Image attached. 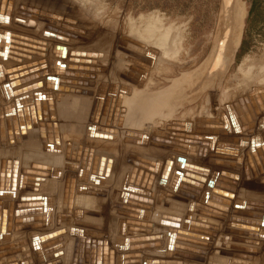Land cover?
Here are the masks:
<instances>
[{
    "label": "bare ground",
    "instance_id": "bare-ground-1",
    "mask_svg": "<svg viewBox=\"0 0 264 264\" xmlns=\"http://www.w3.org/2000/svg\"><path fill=\"white\" fill-rule=\"evenodd\" d=\"M80 1H85V3H87L86 0ZM7 2L8 0H3L0 11V23H8L7 20L9 18H7L6 16L10 17L12 13L14 0H9L8 7ZM6 13L7 15L4 16ZM246 15L247 10L245 8V5H243L240 0H238L235 18L236 29L242 28V23ZM59 16L65 19L58 18ZM82 18L85 19L83 16ZM11 19L13 18L11 17ZM14 19H16L14 23L17 26L30 30L33 29V31L35 29L37 31L43 28L47 37L63 42H70V38H75V33L79 32L78 30H85L83 24L81 22H78V19L76 20V18L71 17L68 14L65 15L64 13H58L41 7L35 1H33L32 4L29 1L19 3L17 15H15ZM73 21H76L77 24H72L71 22ZM59 23H62V25H60ZM70 26L77 31H70ZM67 27L69 28L67 29ZM71 33L72 35H70ZM81 33L85 34V32L83 31H81ZM122 39L124 38L122 37ZM172 39L173 37L171 36V34L163 35L162 40L165 48L169 46V44H171ZM5 52L8 53L7 51ZM128 52L130 53L129 50H125V53ZM134 54L135 53H133L132 55ZM39 63L40 62H35L33 64L21 67L20 70L25 69V72H22L19 75L17 74L15 76H12L11 79L13 80V84L16 83V86H20L40 79L44 75L42 73L43 70L47 68L45 64L42 65L44 66V68L40 67L38 71L30 72L31 70L37 68ZM148 63H150V61ZM207 65L204 67H200V69L197 71L183 74L186 79H198L197 84L195 85V89L201 83V78L205 73ZM75 67L82 68L83 66L78 67L69 65L67 68L68 71L64 73L62 79H59V85H55L56 82L51 80L50 86L53 87V91L50 90L51 93H47V96H45L46 98H42V94L37 96L35 94L37 92L28 94L27 97H29V95H33L32 97H34L33 99H35L36 101H33L32 99L31 100L35 102V104L33 103L34 105H30L29 107L26 106V108L24 106L25 109L22 107V110L25 113H20L22 117L18 115L17 119H14V124H12V127L11 125H9L11 129L8 127L10 129V132L13 131V133H15L14 136L16 138L13 137L17 141V147L16 145V148L13 147L14 149H16L15 152L23 154L26 149H30V151H32V155H29L28 157L22 156V158H25V161H23L22 169L26 173L24 177L27 176V179L29 181V189H31V183L33 182V178L35 175L39 177H47V181L51 182V188H53L52 191H57L56 194H58L59 199L57 197L55 198L50 196V198H48L49 200L46 199L45 204L43 205L38 204L39 201L35 199H28L26 200V202L32 203L33 205L27 206L26 202L24 205H22L18 204L19 201L11 199L3 206V208L0 206V243L4 242L2 238L6 237L5 234H10L13 237V242L11 243H13L16 249L19 250V253H22V251H24L22 250L23 247L18 246L17 244L19 243L16 244V242L19 238H23L24 235H32L33 237H31V243L33 244L34 248L37 247L43 254L47 252H49V254L51 252L54 253V256H48L47 258L49 264H120V257L123 254L133 255L134 257L130 256L134 259H132L133 264H139L140 262L141 264H183L180 261H175L174 258L182 256L188 258L190 257V253H192L193 255H209V257L212 258L214 264H236L238 263L236 262L238 259L247 261L249 260V264H254L255 261L253 263V260L251 258L252 255L243 253V255H238L237 253H235L236 251L235 249H233V247L225 248L222 246L224 244L231 245L230 240H232L243 243L246 242V244H261L259 250L264 248V225L262 227L263 229H261L259 224L246 222L242 223L239 222L240 220H233L236 206L239 208L238 211L242 215L264 218L263 197L260 198L257 193L255 194L249 191L250 186L252 187L255 182L264 179V90L261 87L260 83H258L257 85V82H254L255 85L252 83L253 85L249 86L246 91H241V93H238V95H236L235 97H231L228 103H226L225 100L226 104L222 106L224 110L223 113H216L215 115L213 113H206L207 115H205L204 113L195 115L193 117V128L191 130L179 131L178 129H174L172 131V137L164 136L161 134L151 135L150 141L148 143L150 144V147L152 146L154 147V149L157 148V150H160L159 153H162V155H169V157L174 158H171V160L167 159L168 161L164 164V166L162 165V160L160 158L161 155H156L158 154V152L152 153L154 152V150H142L140 149L139 144V149H136V152L132 150L135 152L133 153L134 155L125 157V162L123 164L121 163L120 165L118 163V166L117 162L112 163L111 161V163H108V161L110 160H108L109 156L103 150L104 147H102L101 145L96 146L98 144H101L102 142L93 143V140L105 142L106 138L110 139V135L114 133L111 132L109 137L107 134L109 133L108 131L110 128L113 129V122L115 124L117 122L116 120H119V126L117 125V123L115 124V126L121 127L123 130L124 128H126V126H121L122 120L126 117V113L120 112V106H122L121 100L123 97L131 100L129 102L127 110H133L132 117L134 119H145V122L143 123L141 122V120L143 119L134 121L132 120L134 122V126L137 124L141 126H151V124L154 125L155 122H157V119L150 116L152 114L151 112L153 111L151 110L153 109L152 104L148 108L144 103L146 97L140 99L141 96L144 95V93H147L148 90H146V87H139V85L137 84H132L136 86L131 92H129L131 89L128 86L124 87V90L122 88V91L121 88L118 87L120 88L119 94H116L115 92H117V90H115V92L113 91V93H115L113 96L111 95V93L107 92V96H110L108 99V110L105 113L106 103H104L98 118V122H96L95 116L97 115V113H95V104L93 105L94 101L96 100H93V96L96 93L94 94V91L91 90L92 87L90 85L89 79H95V74H93V72L101 71V69H96L95 67H83L84 70H80L74 69ZM92 69L93 71H91ZM13 71L17 70L14 69L12 70V72ZM80 71H85L86 73H81ZM144 71L145 70H142L140 73H144ZM139 75L137 76V78L139 77ZM72 77H76V79ZM77 78L82 79L78 81ZM125 81L126 83H129V80L126 79ZM178 82L179 80H177L175 84L177 85ZM186 82H188V80ZM195 82L196 81H194L193 83ZM41 83V87H43L44 84L43 82ZM38 84H40V82L19 89L18 91L15 90L14 94L21 95L34 89L41 88L34 87ZM145 84L149 86L150 82ZM179 84L178 87L181 85ZM188 85H190V81L188 82ZM191 85L194 87L193 84ZM223 85L224 82L217 83L216 80H212L211 82H209V84L206 83L199 92L202 91L200 94H205V92L210 91L212 92L211 94H213V97L217 98L219 97L217 95H219ZM173 86L169 91L162 92L158 95L154 94L152 96H149L148 98L150 102L151 98L157 95L155 103L159 105V108H164V110H166L169 106L170 101H172V99H175L173 98ZM178 87L176 86L175 89L177 90ZM180 87L177 91H180ZM8 90L9 89H7V92ZM76 90L81 91L82 93L76 92ZM176 90L174 93H176ZM84 91L86 93H84ZM101 91L103 90L101 89L100 92L97 93H101ZM10 92L11 88L9 90V95ZM89 92H93V94L91 95L89 94ZM178 93L180 95H183V93H186V91ZM179 94H177V96L175 95V97H178ZM196 94V99H200L199 93ZM9 95L4 96L3 94L5 98H9ZM145 95L148 96V94ZM159 95H162L160 97L162 99L161 101H158L160 99L158 98ZM187 95L186 98H189L187 97ZM100 96L101 98L106 97V95L102 93L100 94ZM22 98L24 97L22 96ZM194 99L195 98L193 97V101H196ZM136 100L138 103L134 107ZM115 101L117 102L115 103ZM178 101L180 100L178 99ZM188 101H192V99ZM114 103L115 107H113ZM173 103L175 104L176 101ZM182 103L183 102H181L180 104L182 105ZM177 105L176 107L178 108ZM177 108L175 110H177ZM180 108L181 107L179 106V109ZM111 110H113L114 113H110ZM6 114L8 113L2 115L4 119ZM162 114H165L164 116H166L167 113L165 112ZM149 116L150 119L147 118ZM6 117L8 118V115ZM9 121L10 120H8V122ZM109 121L110 123H112V125H109L110 123L108 124ZM8 122L3 121V119H1L0 117V128H3V123L4 126L7 123V127ZM118 127L114 129L118 130ZM127 128L130 132H134V136L136 138L137 135H139L137 134V132L142 131L138 128L135 129L128 126ZM123 130H121V133ZM61 132L68 133L66 144L78 145H74V147H66L64 145V142L60 140L62 137L59 136V133ZM181 132L186 133L183 136L186 139L177 138L178 136H180ZM142 133L143 132H141V134ZM33 134L41 135L40 137L36 136V138L39 140L38 142H29L34 137ZM113 137L114 136H112L111 138ZM152 137H155L156 139L151 140ZM36 147L51 148L52 151L50 154L52 158L45 160L46 163H43L44 158L39 157L38 154L34 153ZM86 148L87 152L85 151ZM2 151L3 150H1V153ZM7 151L8 150H6V152ZM226 154H232V156H227ZM91 155L92 160L90 163ZM1 157L0 160H2ZM71 157L74 158V165L76 167L72 173L77 174V180L76 183L66 185L67 182H70L72 180H66L62 178V176H64L63 174L65 169H67L69 166H72ZM181 157L183 158V163H186H184L185 165L182 164V166H186L189 169H185L184 171H180L179 169H177L179 166H181V162H179L180 164L177 163V158H180L178 160H181ZM5 158L6 157H4L3 159ZM204 158L207 159L205 160ZM223 159H229L230 161L225 162L223 161ZM210 160L214 163H212V167H209L213 170H217V176L214 178L216 187L213 191L207 190L209 180L207 179L206 175L207 172L212 173L210 172L211 170L205 171V173H200L199 169H201V166L200 168L199 166H194L198 163H203L204 161L207 162ZM208 163L210 164V162ZM204 166L206 167V165ZM113 171H117L121 174L115 176L114 173H112ZM49 176L52 178H49ZM22 178H18L19 182ZM62 179L64 181H62ZM144 180L146 181L144 182ZM60 181L62 182V188L60 187ZM96 181L99 183V187L101 186V189H103V186H111L115 191L118 192L116 193L113 191L115 196L112 198H115V200L111 202L110 211L114 214L111 234H115V232H117L118 230L120 233L122 230L125 231L123 226L126 227V224L129 225L130 222L154 223L153 221L155 220L159 224H163L164 222L158 217V213L156 211L158 209L164 211L165 209L170 208L169 206H172L174 212L172 214V220L167 221L169 222L168 225L172 226L176 220H181L183 221L182 227L177 228L174 232H170V230L166 229H157L150 234H120L115 238L114 245H116V248L112 247L113 245H111L107 241H105V243H102L101 241H99L102 239L101 237H99V234L101 233L98 234L96 232L101 230L103 225L95 226V221L93 220L92 216L89 215V209L96 208L95 197L93 195V183ZM6 182L9 183V178L6 180ZM204 182L205 187L204 189H202L201 183ZM239 183L240 185L244 184V186L238 187L237 184ZM65 187H67V189ZM29 189L27 191L28 194ZM65 191H68V194H66ZM67 195L68 199H66ZM169 198H171L174 203L171 202ZM225 198L228 200H226ZM149 199H151V201ZM11 201H13L14 204H11L10 206ZM33 208L36 210L33 211ZM86 210L88 212H86ZM214 210H221L224 213L226 212L228 214L224 215L215 213L213 212ZM83 212H86V214ZM214 214H216L217 216H215ZM190 221L202 222L206 224L205 226H207V224L214 225L216 226L214 231L219 232H214L211 236L205 232L200 235L199 233H197L198 231L194 232L193 235L188 234L193 230H188V227H186L188 225V222ZM119 223L121 226H119ZM235 224L240 225V230L258 232V229H261L260 238H250L256 237L253 234H246V236L250 237L234 235L238 234V232L231 230L232 228L238 229ZM199 226L205 227L203 224ZM251 228H254L255 230ZM206 229L209 230V228ZM240 230L238 231L240 232ZM196 234H199L200 236L204 235L205 237L208 235V237L205 239L204 237H198ZM61 239H63V243L58 244ZM77 243H84V245L81 246V254L78 260L75 259L74 254V251L77 248ZM14 245L1 247L0 259L2 257H5V252H7L8 250L11 251V249L13 250ZM102 246H107L108 249L106 247L102 249ZM98 247L100 250H98ZM212 250L214 251L212 252ZM261 252L263 253L264 251ZM13 253L15 254L16 251L13 250ZM90 253L91 259L88 260L87 258L89 257ZM259 254L260 253H258V255L256 256H259ZM144 256H152L153 260H145L143 259ZM7 262H10V260ZM121 263L123 264L124 261ZM261 263L264 264V255L262 257Z\"/></svg>",
    "mask_w": 264,
    "mask_h": 264
},
{
    "label": "rangeland",
    "instance_id": "rangeland-1",
    "mask_svg": "<svg viewBox=\"0 0 264 264\" xmlns=\"http://www.w3.org/2000/svg\"><path fill=\"white\" fill-rule=\"evenodd\" d=\"M28 1L31 4L33 1H35L41 7H44L46 9L58 13H62V14L64 13L65 15L68 14L71 17L76 18V20L78 19V22H81L83 24L85 30H78L79 32L76 33L74 32L76 34V35L73 34L75 35V38H70V42H63L57 39L55 40L53 38L51 39L47 37L45 35V31L43 28L41 29L42 31L41 30L36 31V29L33 31V29L30 30L17 26L14 23V21L16 20L14 18L15 15H17L18 4ZM8 2H7V7L9 5ZM86 2L87 3H85V1H80V0H14V5H13L14 10L12 9V13L10 17L6 16L7 13L4 15L7 18H9L7 20L8 23L6 22L0 23V87H1L0 117L5 122L6 121L8 122V120L11 121L12 119L11 122L9 121L10 124L8 122L7 127H6L7 123L5 124V126L3 123L2 125L3 128H0V157L1 156L3 158L6 157L5 159L1 157L2 160H0L1 162L0 206L2 208L11 199H15L16 201H19L18 204H22V205H24L26 200L28 199H35L39 201V203L43 202V204H45L46 199L49 200L48 198H50V196L55 198L57 197L59 199L58 194H56L57 191L56 192L52 191L53 188H51V182L47 181L46 179L47 177H43L41 175H40L41 177L37 175L34 176L33 182L31 183V187H30L31 189H29L28 186L29 181L27 179V176L24 177L26 173L22 169L23 161H25V158H22V156L28 157L29 155H32L31 154L32 151H30V149L29 150L26 149V151H24L23 154L19 152L16 153L15 152L16 149H14L13 147H15V145L17 147V141L15 139L16 137L14 136L15 133H13V131L10 132V129L12 127V124H14L13 122L14 119H17L18 115L25 113L23 112L22 107L24 108L25 106L26 108V106L29 107L30 105L32 106L35 104V102L33 101L36 100L33 99L34 98L32 97L33 95H29V97H27L28 94H33L37 92L35 93L37 96L42 94L41 97L46 98L45 96H47V93H51V91H53L52 90L53 87L50 86L51 80L56 82L55 85H59L58 81L59 79H62L64 73L68 71L67 68L69 65H74L78 67L79 66L95 67L96 69L98 68L101 69V71L93 72V74H95V79H89L90 85L92 87L91 90L94 91V94L96 93L93 96L94 97L93 100L99 97L101 98L100 94L102 93L106 95V97H104V103H106L105 101H108L110 97L107 96V92L111 93V95L113 96L115 93L119 94L120 88L122 91V88L124 90V87L126 86L130 87L131 90L129 92H131L136 86L132 84H137L139 85V87H146V90H148L147 93H144V95H142L140 99L146 97L144 103L147 105L148 108L152 104L153 109L151 110L153 111L151 112L152 114L150 116L157 119L156 120L157 122H155L154 125L151 124V126L149 125L141 126L137 124L134 126L133 124L134 120H141L143 118L134 119L132 117L133 110H129V111L127 110V107L131 100L126 97L125 98L121 97L122 106H120V112L126 113L125 115L126 117L122 120L121 126H126V128L123 127L124 128L123 130L121 127H118L119 120L115 119L117 121L115 122L117 123L118 126H115L116 123L114 124L113 122L114 120H113L112 121L113 127L111 126L113 129L110 128L108 131L109 133L107 134L109 137L111 132H113L114 134L110 135L111 137L114 136L113 138L111 137L110 139L106 138L105 142L99 140L96 141L93 140V143L102 142L101 144H98L96 146L101 145L102 147H104L103 149L104 152L109 156L108 160L110 161H108V163H111V161L112 163L117 162V165L118 163L119 165L121 163L123 164L125 162V157L133 156L134 155L133 153H135L140 146V149L142 150L143 149H145V151L154 150V152L151 151L152 153L158 152V154L156 155L162 156V157L160 156V158L162 160V165L164 166V164L168 160L174 158L169 157V155H167L168 157L162 155V153H159L160 150H157V148L154 149V147L152 146L150 147V144L148 143L150 141L151 135L161 134L164 136L172 137L173 136L172 131L174 129H178L179 131L191 130L193 128L192 127L193 117L195 115L203 114V113L205 115H207L208 113L209 114L213 113L214 115L216 113H221V112L223 113L224 110L222 106L228 103L231 97H235L236 95H238V93H241V91L242 92L246 91L249 88V86L253 84L255 85L256 82H257L256 85L260 83L261 87L264 90V0H240V2L243 5H245V8L247 10V15L244 21L241 47L237 54L236 61L224 79V85L219 95H217L219 97L214 98L213 94H211L212 92L210 91L205 92V94L203 93L200 94L202 92L201 91L198 92L200 95V96L198 95L200 99H196L197 94H194L195 96L194 95L191 96L192 98L190 97L186 98V95L191 94L195 89V85L197 84L198 79L197 80L195 78L186 79V77L183 74L196 71L209 57V54L212 50L213 43L215 41L218 31L220 14H221V0H88V1L86 0ZM254 3H255V10L251 14V9ZM2 4H3V0H0V11ZM82 16L85 19H83ZM11 17L14 20L11 19ZM58 18H61V16H59ZM61 19H65V18L62 17ZM73 22L71 23L74 25L77 24L76 21ZM59 24L62 25V23ZM68 28L69 27H67V29ZM69 29H71L70 31H77L71 26ZM81 31L85 32V34L81 33ZM77 33L80 35H78ZM165 34H171V36L173 37L171 44H169V46H167L166 48L162 40V37ZM70 35H72V33ZM122 37L124 39H122ZM243 42L246 43L247 51L244 56L238 57V55H240ZM138 44H141L142 47H140ZM125 50H129L130 52H133L135 54L131 55V53L129 52L125 53ZM5 51H7L8 53H6ZM12 53L15 54L13 55ZM90 55L93 56L89 57ZM147 61L148 62L150 61V63H148ZM35 62H40L38 67H41L44 64L47 66V68H45L43 72L40 70L44 75L40 79L36 81H32L31 83H27L25 85L16 86V83L13 84V80L11 79V77L17 74L19 75L22 72H25V69L20 70V68L25 65L33 64ZM14 69H16L17 71L12 72V70ZM142 70H145L144 73H140ZM80 72L86 73L85 71H80ZM129 72H131L132 74L128 75ZM138 75L139 77L137 78ZM72 78L76 79V77H72ZM77 79L78 81H80L82 78H77ZM126 79L129 80V83H126L125 81ZM177 80H179L181 85L179 84V82L177 83V85L175 84ZM187 80L188 82L190 81V85H188V82H186ZM191 81L193 82L196 81V82L193 83ZM39 82H43L44 84L43 87L34 89L32 91L23 93L21 95L14 94L15 90L18 91L19 89H22L24 87ZM148 82H150L149 86L145 84ZM178 84L183 87L182 89V87L179 86L180 91H177L179 89ZM191 84H193L194 87ZM172 86L174 92L176 90L175 87L176 86L178 87L176 93L173 92L174 94L173 98L175 99H172V101H170L169 106L166 110H164V108H159V105L155 103L157 95L162 92L169 91L172 88ZM10 88H11V92L9 95ZM7 89H9L8 92ZM101 89L103 91H101V93H97L100 92ZM115 90H117V92H115ZM113 91L115 93H113ZM182 91L183 92L186 91V93H183V95L181 94L182 95L181 96L178 92L181 93ZM3 94L4 96L9 95V98L8 97L5 98ZM145 94H148V96H146ZM154 94L157 95L151 98V102H152L151 103L148 97ZM177 94H179V96L175 97V95L177 96ZM22 96L24 98H22ZM161 96L162 95H159L158 98H160ZM193 97L195 98L194 100L196 101H193ZM178 99L180 101H178ZM191 99L192 101H188ZM161 100L162 99L160 98L158 101ZM175 101H176L175 103L176 105L178 103L180 104L181 102L183 103L187 102V103L186 104L184 103V106L183 103L182 105L178 104L177 105L178 108H177L176 105L173 103ZM95 102L96 100L94 101L93 105L95 104ZM116 102L117 101H115V103ZM115 103L113 107H115ZM137 103L138 102L136 100L134 107L136 106ZM179 106L181 107L180 109ZM176 108L177 110H175ZM165 112L167 113L166 116H164L165 114H162ZM5 113H8L6 114V116L8 115V118L4 115L5 116L4 119L2 115ZM110 113H114V111L111 110ZM150 116L147 118L150 119ZM143 120H141L142 123L145 122V119ZM109 123L110 121L108 122V124ZM9 125H11V127ZM109 125H112V123H110ZM127 126L135 129L138 128L142 130L141 132L143 133L141 134V132L138 131L137 134L139 135H137L136 138L134 136V132L133 131L130 132ZM116 127L119 128L118 130L116 129L117 131L114 129ZM121 130H123L122 133ZM114 131L116 132V134ZM67 134L68 133H63V132L59 133V136L62 137L60 140L64 142V145L66 147L68 146L74 147V145H78V144H74V145L66 144ZM184 134L186 133L181 132L180 136H178L177 138L178 139L184 138L183 137ZM33 135L34 137L29 142L31 143L38 142L39 140L36 138V136L40 137L41 135L39 134H33ZM154 139L156 138L152 137L151 140ZM1 150H3L2 151V153L4 152L3 154L1 153ZM6 150L8 151L6 152ZM132 150H134L135 152ZM51 151H52L51 148L36 147L34 153L38 154L39 157L44 158L43 163H46L45 160L52 158L50 154ZM232 154H226V155L232 156ZM178 159L180 158H177V163L181 162V164L179 163L181 166H179L177 169H179L180 171L189 169L186 166H182V164L185 163V162L183 163L182 157L181 160ZM204 159L206 160L207 158ZM5 160H7L9 163ZM223 161L229 162L230 160L223 159ZM208 162H210L211 165ZM74 163H75L74 158L71 157V164L74 167L69 166L67 169H65L63 174L64 176H62V178L66 180H72L70 182H67L66 185L67 184L70 185L71 183H76L77 174L72 173L73 170H75L76 168ZM203 163L204 165H206V167L203 165ZM203 163H198L194 166L195 167L199 166V168L201 166L200 170L203 169L202 170L203 172L200 171V173H205V171L211 170L210 172L212 173L207 172L206 175L207 179L209 180L207 190L213 191L216 187L214 183L215 180L214 178L217 176L216 175L217 170H213L210 168L213 165L212 163H214L213 161L211 160L207 162L204 161ZM114 171L112 173H114L115 176L121 174L118 173L117 171L116 172ZM21 175L23 176L24 179L22 178ZM8 178H9V183L6 182ZM18 178H22L20 179L21 180L20 182ZM49 178L52 177L49 176ZM62 181L64 180L62 179ZM60 183H61L60 187L62 188V182L60 181ZM201 184H202V189H204L205 182ZM237 185L238 187L244 186V184L240 185V183ZM65 188L67 189V187ZM112 188L113 187L111 186L110 187L103 186V189H101V186L99 187V183L97 181L93 183V195L95 197L96 208L89 209V215H91L93 220L95 221L94 224L95 226L103 225L102 229L96 232L98 234L101 233L99 234V237H101L103 240L101 239L99 241H101L102 243H105V241H107L108 243L113 245L112 247H115L116 246L114 245L115 238L117 237V235L120 234L121 235L122 234L132 235L135 233L150 234L151 232L157 229H164V230L166 229V230H170V232L171 231L174 232L177 228L182 227L183 221L181 220H176L172 226L168 225L169 222L167 221L172 220V214L174 212L172 206H169L170 208L167 207L168 209H165L164 211L157 208L160 211L157 210L156 212L158 213V217L162 219V221L164 222L163 224H159L155 220L153 221L154 223H137V224L129 223L130 226L128 224H126V227L123 226L125 230V231L122 230L123 233L122 231L120 233L118 230L117 232H115V234H111V229L113 227V218H114L113 217L114 214L110 211L111 202L115 200V198H112L115 196L113 191L118 193L117 191L114 190V188L113 189ZM28 189H29V194L27 193ZM249 191L255 194L257 193L260 198L263 197L264 199V179L255 182V184H253L252 187L251 186L249 187ZM65 193L68 194V191H65ZM66 199H68V195ZM169 200L173 202L171 198H169ZM11 204H14V202L11 201L10 206ZM235 210H236L235 215L233 217L234 221L240 220L239 222L242 223L246 222V223L259 224L260 228L263 229L262 227L264 225L263 223L264 218L249 217L242 215L238 211L239 208L237 206ZM86 212L88 211L86 210ZM86 212L83 213L86 214ZM159 212L161 215L159 214ZM217 213L224 215L228 214L226 212L224 213L221 210H217ZM214 215L217 216L216 214ZM236 216L239 217L237 218ZM198 224L199 225L203 224L204 226L206 225L205 223L202 222H196V221L188 222V225L186 226L188 227V230L193 229L192 232L190 231L191 233L188 234L193 235L194 232L198 231L197 233H199L200 235L203 232H205L211 236L214 232H219V231H214L216 227L214 225L207 224V226L203 227V226H199ZM235 225L238 227V229L232 228L231 230L238 232V234H234V233L231 234L240 235L244 237H250V236H246V234H253L256 237H250V238H260L261 229L260 230L258 229V232L240 230L241 229L239 227L240 225L237 224ZM107 226L109 229L107 228ZM119 226H121L120 223ZM165 226H167L168 228ZM206 228H209V230H207ZM251 229L255 230L254 228ZM238 230H240V232ZM199 234L196 235L198 237H202V238L204 237L205 239L208 237V235L205 237L204 235L200 236ZM5 235L6 237L2 238L4 242L0 243V248L5 247L7 245H14L13 243H11L13 242V237L10 234L8 235L5 234ZM31 237L33 236L24 235L23 238H19L16 244L19 243L17 245L23 247L22 250L24 251H22V253H19V250H17L14 245L13 250H15L16 253L9 254L4 258H1L0 264H49L47 258L48 256L49 257L54 256V253L50 251L51 252L50 254L49 252H47L45 253L47 255H45L37 247L34 248L33 244L31 243ZM230 241H231V245L224 244L222 247L225 248L233 247V249H235L236 251L235 253H237L238 255L250 254L253 256V257L251 256L253 263L255 261V263L257 262L258 264H262L261 262L264 252L262 253L261 251H264V248L259 250L261 244H254V243L246 244V242L243 243L232 240ZM60 243H63V239H61L58 242V244ZM76 245L77 248L75 249L74 254H75V259L78 260L81 254L80 252L81 246L84 245V243L81 244L77 243ZM105 247L108 249L107 246H102V249ZM213 251L214 250H212V252ZM258 253L262 255L259 254V256H256L258 255ZM130 256L131 255L123 254L120 257L121 259L120 264H122L121 262L123 261L125 264H133L132 262L134 259L131 258ZM189 256L190 257L188 258H185L183 256L178 258L176 257L174 258V260L180 261L183 264H214L212 258L209 257V255H200V254L193 255L192 253H190ZM87 259L88 260L91 259V253ZM143 259L151 261L153 260V257L144 256ZM9 260L10 262H7ZM101 261H102V257H101ZM139 261H140V257H139ZM236 262H238L236 264L250 263L249 260L247 261L242 259H238ZM139 264H141V262Z\"/></svg>",
    "mask_w": 264,
    "mask_h": 264
},
{
    "label": "water",
    "instance_id": "water-1",
    "mask_svg": "<svg viewBox=\"0 0 264 264\" xmlns=\"http://www.w3.org/2000/svg\"><path fill=\"white\" fill-rule=\"evenodd\" d=\"M237 1L238 0H221V14H220V21H219L217 35L213 43V47L209 54V57L200 67H204L207 64L208 65L205 69V73L203 74V77L201 78V83L197 86L196 89L193 90L191 94H188L187 97H191L192 95L198 93L204 87L206 83L209 84V82H211L212 80H216L217 83L224 82V79L226 75L228 74L230 68L235 63L237 54L241 47L242 32H243V27H244V21L246 18L245 17L243 20L242 28L236 29V19L235 18H236ZM138 45L142 47L141 44H138ZM130 53L131 55L133 54V52H130ZM92 56L93 55H90L89 57H92ZM200 67L197 70H199ZM41 68H44V66H41ZM39 69L40 67H37L31 70L30 72L38 71ZM74 69L84 70L83 67L82 68L75 67ZM91 71H93V69ZM131 72H129L128 75H131L132 74ZM41 86H42V83L40 82V84L34 87L37 88ZM76 92L82 93L81 91H78V90H76ZM84 93L86 92L84 91ZM89 94L92 95L93 92H89ZM103 104H104V98H96V102H95V113H97V115L95 116L96 122H98V118L103 108ZM108 106H109V100L106 102L105 113L108 110L107 108ZM20 116L22 117V115ZM85 151L87 152V148ZM91 160H92V155L90 156V163H91ZM145 181L146 180H144V182ZM94 250H95V246H94ZM98 250H100L99 247H98Z\"/></svg>",
    "mask_w": 264,
    "mask_h": 264
},
{
    "label": "trees",
    "instance_id": "trees-1",
    "mask_svg": "<svg viewBox=\"0 0 264 264\" xmlns=\"http://www.w3.org/2000/svg\"><path fill=\"white\" fill-rule=\"evenodd\" d=\"M254 10H255V3H254V5H253V7H252V9H251V14L254 12ZM246 51H247V49H246V43L243 42V46H242V49H241L240 55H238V57H239V56H244V55L246 54Z\"/></svg>",
    "mask_w": 264,
    "mask_h": 264
},
{
    "label": "crops",
    "instance_id": "crops-1",
    "mask_svg": "<svg viewBox=\"0 0 264 264\" xmlns=\"http://www.w3.org/2000/svg\"><path fill=\"white\" fill-rule=\"evenodd\" d=\"M149 200L151 201V199H149ZM213 212L217 213V211H213ZM130 223L137 224V223H145V222H130ZM146 237H149V236H146ZM146 237H144V238H146ZM139 238H141V237H139Z\"/></svg>",
    "mask_w": 264,
    "mask_h": 264
}]
</instances>
